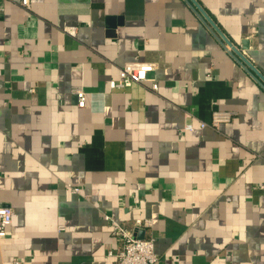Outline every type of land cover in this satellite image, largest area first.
<instances>
[{
    "label": "crops",
    "instance_id": "crops-1",
    "mask_svg": "<svg viewBox=\"0 0 264 264\" xmlns=\"http://www.w3.org/2000/svg\"><path fill=\"white\" fill-rule=\"evenodd\" d=\"M197 1L264 77V0ZM135 60L157 90L111 88ZM0 205V264H117L146 218L156 264H264V87L185 0H0Z\"/></svg>",
    "mask_w": 264,
    "mask_h": 264
},
{
    "label": "built area",
    "instance_id": "built-area-1",
    "mask_svg": "<svg viewBox=\"0 0 264 264\" xmlns=\"http://www.w3.org/2000/svg\"><path fill=\"white\" fill-rule=\"evenodd\" d=\"M22 5L25 8H30V0H22ZM156 69V64L149 61L135 60L127 62L119 67L118 78L110 81V86L113 89L125 88L134 83H145L152 81L151 88L158 89V83L152 80L149 75ZM74 93L78 97V106L84 107L86 105L87 93L82 87L74 89ZM190 115V114H188ZM236 112L229 110H214L211 113L209 121H199L202 128L211 127L219 129L222 123L230 122ZM185 128L192 130L194 124L192 122L186 123ZM73 191H79V188H73ZM14 208L8 205H0V239L7 235L8 227L13 222ZM112 234L119 238L120 248L116 251H110L111 256H115L117 264H156L158 255L155 252L154 238H140L135 235V228L138 226L149 227L151 220L138 219L135 221V228L125 226L123 223L111 219ZM13 264H19L16 259Z\"/></svg>",
    "mask_w": 264,
    "mask_h": 264
},
{
    "label": "water",
    "instance_id": "water-1",
    "mask_svg": "<svg viewBox=\"0 0 264 264\" xmlns=\"http://www.w3.org/2000/svg\"><path fill=\"white\" fill-rule=\"evenodd\" d=\"M201 21L208 27V29L214 34L218 41L223 45L225 49L246 69L252 76L264 87V77L256 69V67L244 56V54L228 39V37L222 32L214 20L204 10L197 0H185ZM247 42H244L243 49H247ZM143 238L141 236H138Z\"/></svg>",
    "mask_w": 264,
    "mask_h": 264
}]
</instances>
